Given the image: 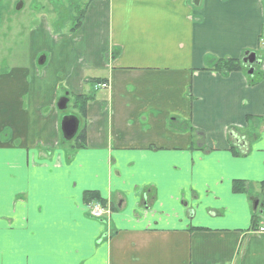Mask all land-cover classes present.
<instances>
[{
	"label": "crops",
	"instance_id": "obj_1",
	"mask_svg": "<svg viewBox=\"0 0 264 264\" xmlns=\"http://www.w3.org/2000/svg\"><path fill=\"white\" fill-rule=\"evenodd\" d=\"M68 3L0 75V264H264V0ZM246 52L251 75L213 70Z\"/></svg>",
	"mask_w": 264,
	"mask_h": 264
},
{
	"label": "rangeland",
	"instance_id": "obj_2",
	"mask_svg": "<svg viewBox=\"0 0 264 264\" xmlns=\"http://www.w3.org/2000/svg\"><path fill=\"white\" fill-rule=\"evenodd\" d=\"M14 1L0 0V75L10 72L13 68L19 69L28 66L29 54H32L39 47L38 40L28 38L32 31L37 30L41 37V45H43L42 28L47 31L52 39L58 37L57 26H55L54 22L56 21V16L61 13V8H65L69 4L68 0H23L25 4L22 11L12 13L11 9ZM84 2L86 0H80L79 9H82L81 6L84 5ZM68 11L66 9L65 14ZM11 14L12 16H10ZM67 17L65 16L67 29L71 25L75 26L80 22V16H78L77 22H73ZM8 19L11 21L10 32L6 30L8 25L6 21ZM59 26L61 25L59 24ZM39 28L40 30H38ZM47 44H50L49 41H47ZM50 48L53 49V47ZM206 61H209V59L207 58ZM36 69H39V73L43 72V68L36 66ZM31 74V70L28 69L25 78L30 79ZM60 114L63 117L71 115V105H68L66 110L60 112ZM68 144L69 142H66V145Z\"/></svg>",
	"mask_w": 264,
	"mask_h": 264
},
{
	"label": "water",
	"instance_id": "obj_3",
	"mask_svg": "<svg viewBox=\"0 0 264 264\" xmlns=\"http://www.w3.org/2000/svg\"><path fill=\"white\" fill-rule=\"evenodd\" d=\"M22 3H18L15 7V10L18 11L22 8ZM241 62L248 66L249 74L251 75L253 72V66L256 63V55L252 52H246L243 55V58L241 59ZM45 63V56L42 55L37 59V65L43 66ZM68 100L66 98H62L57 103V109L58 111H65L67 108ZM78 125L79 121L72 115H67L62 117V120L60 122V131L62 135V140L64 142H70L77 134L78 132ZM250 205L252 209V213H256L257 209L261 210L262 207H264V202H260V200L257 197L250 198Z\"/></svg>",
	"mask_w": 264,
	"mask_h": 264
},
{
	"label": "trees",
	"instance_id": "obj_4",
	"mask_svg": "<svg viewBox=\"0 0 264 264\" xmlns=\"http://www.w3.org/2000/svg\"><path fill=\"white\" fill-rule=\"evenodd\" d=\"M78 24H76L77 26ZM76 26H73V28H75ZM240 62L239 60H218L215 61L214 65H213V70L222 74H228V73H232L238 70L243 69V63ZM85 101L84 103H82V106L80 105V108L83 109V107L85 106ZM191 133H192V138L195 140L197 139V136L199 135L194 129H191ZM233 155L237 156L239 155L238 153H233ZM232 192L233 193H243L245 192L244 189V184L242 182L239 181H232ZM93 201L96 202H101L103 205L105 204V202H103L100 199V196L95 193V192H85L83 194V202L86 204H89ZM253 216L255 217L256 215L253 214Z\"/></svg>",
	"mask_w": 264,
	"mask_h": 264
},
{
	"label": "built area",
	"instance_id": "obj_5",
	"mask_svg": "<svg viewBox=\"0 0 264 264\" xmlns=\"http://www.w3.org/2000/svg\"><path fill=\"white\" fill-rule=\"evenodd\" d=\"M108 86L105 84H102L100 86L101 89L107 88ZM85 209L87 213L90 215L93 219H101L108 217L110 214V209L106 205H102L99 202H91L85 206ZM258 233L263 234L264 233V225L259 227Z\"/></svg>",
	"mask_w": 264,
	"mask_h": 264
},
{
	"label": "flooded vegetation",
	"instance_id": "obj_6",
	"mask_svg": "<svg viewBox=\"0 0 264 264\" xmlns=\"http://www.w3.org/2000/svg\"><path fill=\"white\" fill-rule=\"evenodd\" d=\"M22 3V8L24 7V1L23 0H15L13 3H12V9H11V11H12V13L13 12H19V11H22V8L20 9V10H18V11H16L15 10V7H16V5L18 4V3ZM10 16H12V14L10 15ZM6 23L8 24L7 26H6V30L8 31V32H10V28H9V26H10V24H11V21L8 19L7 21H6ZM259 63H258V61H256V63L254 64V66H256V65H258ZM253 66V67H254Z\"/></svg>",
	"mask_w": 264,
	"mask_h": 264
}]
</instances>
